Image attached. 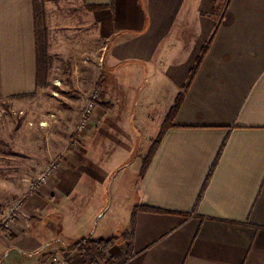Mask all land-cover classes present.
<instances>
[{
	"label": "crops",
	"instance_id": "0c3cea01",
	"mask_svg": "<svg viewBox=\"0 0 264 264\" xmlns=\"http://www.w3.org/2000/svg\"><path fill=\"white\" fill-rule=\"evenodd\" d=\"M84 7L104 47L102 102L79 148L66 146L41 190L21 196L12 228L0 227V264H85L72 243L128 232L135 206L162 212L137 210L130 254L126 242L113 245L112 264H264V0H84ZM36 87L33 0H0V103ZM106 91L131 101L126 134L114 129ZM180 93L141 172L139 150L157 138ZM126 138L115 153L122 161L105 176L113 165L92 164L90 152ZM120 196L128 202L122 212Z\"/></svg>",
	"mask_w": 264,
	"mask_h": 264
},
{
	"label": "rangeland",
	"instance_id": "374dc122",
	"mask_svg": "<svg viewBox=\"0 0 264 264\" xmlns=\"http://www.w3.org/2000/svg\"><path fill=\"white\" fill-rule=\"evenodd\" d=\"M36 2L44 12L46 47L49 38L50 51L35 91L0 103V210L20 201L31 182L53 161L55 168L63 164L66 146L68 152L74 127L101 73L99 56L104 47L84 19V0ZM99 89L104 95L101 85ZM112 94L115 93L106 91L107 99L115 105L110 113L116 120L114 129L126 134L132 130V124L128 123L131 101L125 93L116 98ZM129 140L103 141L102 146L90 152L92 164L113 165L114 170L105 173L111 177L115 165L122 161L115 155L117 148ZM153 141L149 148L142 144L143 149L139 150L142 165ZM101 174L104 172H97L98 176ZM130 175L127 173L125 178ZM124 196L118 201L121 212L128 204Z\"/></svg>",
	"mask_w": 264,
	"mask_h": 264
},
{
	"label": "trees",
	"instance_id": "16d2710c",
	"mask_svg": "<svg viewBox=\"0 0 264 264\" xmlns=\"http://www.w3.org/2000/svg\"><path fill=\"white\" fill-rule=\"evenodd\" d=\"M33 5H34V16H35V43H36V50H37V83H38V79L42 76V74L46 70L47 32H46V27L44 25L43 9L40 8L36 0H33ZM210 42H211V39L208 40L205 47L202 49L201 54L198 57L197 64L201 61L202 57L206 53L210 45ZM196 67L197 66H194L191 69L189 77H188V83L186 84L185 89L187 88V85L191 82L193 76L195 75ZM100 80H101V77L97 81V84H96L97 88H99L100 86ZM182 97H183V93H180L176 97L174 104L169 109L166 115V118L161 126L160 132L157 138L152 142V147L149 153L147 154V156L145 157V161L143 162L141 172L144 171L149 160L151 159L156 149V146L159 143L162 133L169 125L172 124L174 115L180 105ZM139 209H143V210L151 211V212H162L159 209L149 207V206H143V207L135 206L131 213L130 229L128 232L121 233L118 236H113L110 238L92 239L89 237H83L73 242L71 245V249H73L74 251L80 252L84 255L85 264H112L110 258L107 256V252L113 245L119 244L121 242H124V243L126 242L127 254H130V251L132 249V237H133L134 225H135V214L137 210Z\"/></svg>",
	"mask_w": 264,
	"mask_h": 264
},
{
	"label": "built area",
	"instance_id": "2783aa9c",
	"mask_svg": "<svg viewBox=\"0 0 264 264\" xmlns=\"http://www.w3.org/2000/svg\"><path fill=\"white\" fill-rule=\"evenodd\" d=\"M102 102V92L99 88H94L88 97V100L80 114L79 120L74 127V133L70 139V147H78L79 139L82 135L86 133L89 126L91 125L94 113L100 103ZM56 161H53L52 164L48 165L30 184V190L40 191L43 184L49 179L55 170ZM22 210L21 201L13 203L5 210H0V227L4 229H11L14 223V219ZM53 261H57L56 258ZM58 264V262H57Z\"/></svg>",
	"mask_w": 264,
	"mask_h": 264
}]
</instances>
